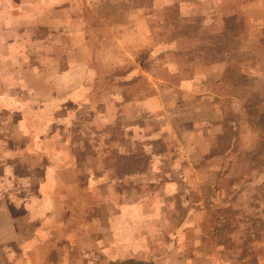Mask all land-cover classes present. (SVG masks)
Masks as SVG:
<instances>
[{
  "label": "rangeland",
  "instance_id": "rangeland-1",
  "mask_svg": "<svg viewBox=\"0 0 264 264\" xmlns=\"http://www.w3.org/2000/svg\"><path fill=\"white\" fill-rule=\"evenodd\" d=\"M82 2L77 25L69 28L81 32V51L75 60L71 56V63L77 62L81 70L69 79L93 85L98 79L97 69H103L102 76L112 81L110 92L114 94L106 90L98 99L110 98L128 105L139 100L128 99L127 81L146 79L155 94L140 104L151 112L146 117L148 123L153 122L146 126V136L140 131L145 139L141 142L150 153L161 151L155 159L161 156L163 161H191L190 167L177 168L178 175L185 180L189 174L195 177L194 200H187L197 204L193 213L184 214L180 207L186 203L183 192L177 186L169 187L163 174L161 191L151 192L148 204L137 212L144 216L145 257L154 252L148 247L151 241L158 244L160 251L155 249L162 255L166 249L159 244L167 237L171 240L180 219L191 213L193 233L175 238L178 247L167 260L171 264H264V0H152L149 8L127 11L115 23L102 18L100 6L120 0ZM253 77L260 81L254 83ZM233 84L247 87L245 100L227 96L225 91ZM97 89L100 91V85ZM100 101L99 108L104 109ZM130 111L138 112L134 108ZM238 111L245 122L261 120L262 124H245L237 131L235 147L228 150L231 132L226 131L224 117ZM156 112L157 116L152 115ZM105 120L104 116L96 118L100 125ZM125 123L138 124L131 120ZM176 130H181V137L174 133ZM30 134L46 140L42 130L28 131L27 140ZM3 153L9 151L0 149ZM34 156L39 165L40 158ZM81 184L77 197L82 201L73 202L72 208L98 207L99 202L107 201L106 194L110 198L118 191V187H106L102 192L105 197L94 200L84 181ZM116 197L110 199L112 209ZM83 211L69 213L72 225L63 228L67 230L64 239L75 238L88 226ZM2 256L0 264H21L4 261ZM51 260H58V256L53 255ZM34 264H38L36 260Z\"/></svg>",
  "mask_w": 264,
  "mask_h": 264
},
{
  "label": "crops",
  "instance_id": "crops-1",
  "mask_svg": "<svg viewBox=\"0 0 264 264\" xmlns=\"http://www.w3.org/2000/svg\"><path fill=\"white\" fill-rule=\"evenodd\" d=\"M82 4V0H0V149L9 151L0 154V234H4L0 237V254L4 261L21 264H34V260L38 264L130 260L171 264L167 260L178 247L175 238L193 233L190 216L197 204L187 200H194L195 177L189 174L185 180L177 169L190 167L191 161H163L161 156L155 159L161 151L150 153L141 142L147 126L145 117L140 119L146 112L141 101L129 105L116 101V114L108 103H104V109L99 108L100 100L94 97L96 81L83 85L78 79H69L81 70L77 62L71 63V56L75 60L82 48L81 32L69 28L77 25ZM29 26L42 30L27 29ZM54 44L62 46L55 48ZM131 108L138 112L133 114ZM98 116L106 117L101 125L96 122ZM135 116L138 118L132 119ZM118 117L122 119V131H107L102 142L92 140L105 126L112 127ZM129 120L138 124L126 125ZM79 124L84 126L81 130ZM33 128L42 130L46 140L36 134H30L27 140ZM176 131L180 136L181 130ZM105 141L107 147L102 144ZM89 152L91 155H87ZM33 153L40 158L39 165ZM162 174L169 187L177 186L183 192L186 203L180 207L184 214L192 212L180 219L171 240L167 237L159 244L166 249L162 255L155 249L159 250L158 244L151 241L148 247L154 252L145 257L144 216L137 212L148 204L151 192L161 191ZM83 181L94 200L105 197L102 192L106 187H118L119 192L110 198L106 194L107 201L99 202L98 207L72 208L73 202L82 201L77 196ZM115 196L116 207L112 209L110 199ZM79 211L84 212L88 226L75 238L64 239L67 230L63 228L72 225L69 213ZM37 248L39 253L31 251ZM53 255L58 260H51Z\"/></svg>",
  "mask_w": 264,
  "mask_h": 264
},
{
  "label": "trees",
  "instance_id": "trees-1",
  "mask_svg": "<svg viewBox=\"0 0 264 264\" xmlns=\"http://www.w3.org/2000/svg\"><path fill=\"white\" fill-rule=\"evenodd\" d=\"M109 2V1H108ZM108 2H103L101 3L100 6V11L103 14L102 18H105L107 21L109 22H116L118 20H120L122 18V15L130 10H134V9H141V8H149L152 5V0H120V2L118 3H108ZM98 72V79L96 80L95 83V87L96 90L94 92V97H101L106 90H108L109 92L111 91L110 88H112V81L103 77V69H97ZM251 81L258 82L260 80H257L256 77L251 78ZM128 87H127V91H126V95L128 97V99L131 100L132 97H137L134 100H139V101H147L149 98H151L152 96H154L155 92L154 90L150 89V85L147 82L146 79H142L141 77H137L135 80H133L132 82L127 81ZM100 91H98L97 87H99ZM251 85V84H250ZM248 89L247 87H244L240 84H233L230 87H228L225 91V93L227 94V96H229L230 98L233 99H237L240 101H243L246 99L245 94L247 93ZM113 92V91H112ZM110 92V93H112ZM114 94V92H113ZM102 103H108L109 105H111L112 107H114L116 114L118 113V108H117V102L113 101L112 99H106L105 101H101ZM113 103H117V104H113ZM114 109H112V111H114ZM161 113V112H160ZM115 114V113H114ZM151 112H145V113H141L140 115V119L142 117H145L144 122H146V125L150 124L153 122L148 123L147 121V115H150ZM152 115L157 116L158 113H152ZM226 116V115H225ZM138 116L133 117L132 119H137ZM117 119V118H116ZM156 122H159V119L155 120ZM226 122V124H228V128L226 131H230L231 132V136H230V146L228 148V150H232L235 147L236 144V135H237V131H241V128L243 126H245V124H247L248 126L253 123L254 126V122L257 126H261L262 121L258 120V121H246L244 119V115L241 114L240 111L234 113L233 115H229L224 117V123ZM255 125V126H256ZM110 126H105L104 128L101 129V133L98 134L96 133L95 136L92 137V140L94 142H102L101 138L107 134H109V132L107 131H122L123 125H122V119H120V117H118V119L113 123V125ZM78 127L80 128V130L82 129L81 127H84L82 125H78ZM81 132L84 131H75L76 134H81ZM95 137V138H94ZM106 141L102 144H104V147H107L106 145ZM111 264H145L142 262H135L133 260L127 261V262H123V263H111Z\"/></svg>",
  "mask_w": 264,
  "mask_h": 264
}]
</instances>
